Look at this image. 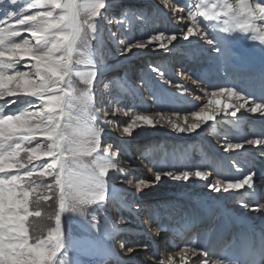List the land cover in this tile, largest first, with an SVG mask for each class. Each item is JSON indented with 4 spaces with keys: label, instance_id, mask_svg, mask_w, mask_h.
Here are the masks:
<instances>
[{
    "label": "snow or ice",
    "instance_id": "snow-or-ice-1",
    "mask_svg": "<svg viewBox=\"0 0 264 264\" xmlns=\"http://www.w3.org/2000/svg\"><path fill=\"white\" fill-rule=\"evenodd\" d=\"M17 3L18 0H0V5ZM109 3L110 0H25L19 12L29 10L28 14L14 10L0 17V264H57L64 247L63 214L72 211L83 215L85 207L106 201L107 177L114 170L123 174L120 165L125 161L113 145L104 143L103 135L109 126L119 125L111 119L102 120L103 117L119 112L128 116L130 122L121 129L126 136L142 126L154 128L163 124L177 132L192 133L210 121L218 124L226 117L236 120L241 110L264 117V0H195L183 6L174 0H160L165 9L173 11V19L177 21L184 19L179 13L187 11L192 26L183 33L184 41L199 37L211 46L217 61H239L244 57L236 45L246 40L248 49L260 63L258 74L238 83L206 85L213 89L212 98L199 111H191L195 122H190L189 115L181 116L178 110H158L154 118L135 109H113L111 100L105 106L99 88L101 85L108 88L103 77L110 45H116L120 55L154 43L167 53L179 50L173 44L178 40L175 33L158 31L147 40L135 42L120 38V29L128 22L106 15ZM113 8L123 6L113 0ZM113 24L118 26L116 30L110 27ZM25 32L32 39L23 37ZM195 43L199 46L198 41ZM152 71L158 72L164 83L171 84L163 71L155 67ZM173 86L187 91L182 85ZM224 97L226 101L221 99ZM22 99L27 103L14 110ZM173 100L171 93L161 90V103ZM179 120L183 123H178ZM38 140L43 143L32 146ZM246 145L264 148V138L226 142L224 149L241 150ZM41 160L45 162L35 163ZM162 175L187 182L192 178L209 181L213 173L200 170L155 173V182ZM255 176L253 171L239 180L213 178L207 187L212 193L238 192L252 188ZM122 183L137 191L150 186L149 181L134 182L131 178ZM49 201L50 211L41 207ZM241 207L260 212L264 203ZM30 218L34 219L29 222ZM40 221L47 226L37 231ZM208 242H212L210 237ZM197 244L194 237L176 252L182 264H189V254L200 257L191 264H218L209 258L207 249ZM127 251L131 254L136 249ZM156 261L176 264L172 255Z\"/></svg>",
    "mask_w": 264,
    "mask_h": 264
},
{
    "label": "rangeland",
    "instance_id": "rangeland-1",
    "mask_svg": "<svg viewBox=\"0 0 264 264\" xmlns=\"http://www.w3.org/2000/svg\"><path fill=\"white\" fill-rule=\"evenodd\" d=\"M175 1L182 6L185 5L186 3L187 4L195 3V0H174V2ZM129 2H134V3L132 4ZM143 2H150V3L149 5L145 6L142 4ZM158 2L159 0H122L121 2H118V4L123 6L122 9H118V8L114 9L113 4L112 5L109 4L108 8L106 9V15L113 17V19L123 18L128 22L129 25L125 24L120 29V33H119L120 38H124L126 40L133 39V42L138 41L140 39L147 40L152 35L157 34L158 31H164L166 34H170V30H168L167 32V30L165 29L166 23L165 20L162 19V16L159 15L160 12L157 15H155L158 11V8L156 7V3ZM153 4H154V9L151 11V13H149L151 9L148 11L146 10V8L149 6L150 8H153ZM24 5H25V0H18V3L16 5H10V4L0 5V17L7 15L9 11H14V10H16L18 14L21 15L28 14L29 10H25L26 12L23 13L19 12V10ZM30 11H36V10H30ZM184 14L185 16L183 20L184 22H188V23L187 25H185V27L180 28L182 33L186 31L187 27L192 26V22L189 21L187 18V11L182 13V15ZM174 15L175 14L169 16V18L170 17L172 18V22L176 21V19H173ZM137 16L142 17V19L137 20L136 19ZM110 27L113 30H116L118 26H114V27L110 26ZM153 29H155V31ZM182 33L177 34V36L178 37L182 36L183 35ZM23 37L32 39L29 36V34L26 32L23 33ZM23 37H18L17 39H21ZM200 40L201 39L199 37H196L195 39V41L198 42ZM180 44L184 48L178 50L175 54L164 52L162 49H159L157 45H151L150 46L151 50L133 49L131 52H126L124 55H120L119 53L116 52L115 50L116 45H110L109 54L105 57L104 60V63L106 65V70L103 77V82L108 84V88L105 89L103 85H101L99 88V94H102L104 96L106 103L108 100H111L113 102L112 103L113 109L119 108L123 105L122 107L124 108L123 111H131L132 109H135L138 113L149 114L152 116H155V112L158 110H163V111L173 110V108L171 107L172 102L164 103L162 106H158V104L160 101L161 90L168 91L169 90L168 88H170V86L174 87L173 85H176V83L172 79L169 80L167 74H165V79L171 81V84L164 83V80L160 79L158 72L152 71V68L155 67L160 71L164 72V68L167 67L171 68V64H172V68L171 69L169 68L170 76L172 75L176 76L175 72H177L176 70L179 69L177 67L178 58L179 59L183 58L184 60L189 59L188 58L189 51L192 48V47L184 46L183 45L184 42ZM120 47L123 46L120 45ZM145 50L148 52H144ZM143 53H144L143 57L138 59L137 56ZM178 53L183 54L182 55L183 57L177 56ZM157 54H161V55L167 54V57H162V58L159 57L156 59L154 56ZM169 54H172L170 55L171 57H168ZM149 55H153V56H149ZM166 58L173 59V63H169ZM112 92H114L115 94H113ZM199 99L202 100V103H198L199 104V106L197 107L198 111L201 107H204L208 103L206 102L207 99L204 95H201ZM26 103L27 101L25 99H22L21 101L18 102L17 106H14V110L16 107L23 108ZM155 105L157 106V108L155 107ZM180 115L182 116L183 114ZM108 117L109 116L103 117L102 120H107ZM219 121L220 120H218V122ZM222 121L225 122L222 124H220L219 122L217 124L219 125L217 131L218 134L220 135L218 139L220 144L218 147H216L217 152H221V148L227 142L226 140L232 137L234 133H236V130H234V128L232 130L227 129L225 131L226 127L224 126L226 125V123L230 124L228 122L231 121H232L231 126H233V124H236L234 123V120H232L231 118L230 119L224 118V120ZM128 122H130L129 117L128 119L123 120L122 124H118L119 127H117L116 124L110 125L109 126L110 132L106 130L103 135L104 143L113 145L114 149L121 153V159L125 161V163L122 165L131 166V169L122 166V168H124V173L122 174L117 170L111 178V182H113L116 185L123 186L122 193L107 194V199L105 202L85 207L83 209V215H81L79 212H72V211L67 212L68 217L65 216V213L63 214L62 216L63 233L64 230H67L68 228L66 217L68 218L69 221V233L67 238L68 242L66 244V248L64 249L62 254L58 257L57 264H71V263L77 264V262L80 261L83 264H116L117 258H110L108 259V261H105L103 257L101 258L99 256H95L92 254L90 250L91 246L94 245L97 246L100 244L104 246V243L99 241V239L96 238L94 234L95 227L102 225L105 220L111 218L112 220H114L118 228H133V229L142 228L141 219L139 220L137 216H135V214L133 213H128L129 215H125L124 208L121 207V205L125 206V204H123L122 202L125 203V201H129L127 199V194H133V192H136L138 194V195L136 194V197L138 196L140 200L143 198H153L154 199L153 203H156V210L159 212V214H161L162 216L167 215L170 210H173V206L165 214L164 209L159 204H157L158 200L165 199L167 197L166 196L165 198L158 197L154 193L155 192L154 174L155 173L163 174L167 172H173L174 174H177L180 173L181 171H189V169L185 165L187 162L185 161V159H183V156H179L181 155L182 150L179 149L178 147L180 143L185 142L187 140L193 141L195 138L198 139V142L196 143V145L192 147L190 153L186 151L188 152V157L194 158L196 156H203L207 153L209 154L213 152V149L212 150L210 149V151L207 152V149L212 148V145L203 147L204 145H206L205 143H207L206 142L207 140H205L201 136H194V139H191L193 136L191 137L179 136L178 133L174 131L167 124H163V126L159 125L160 127H158L157 125L154 128L149 126H142L140 128H137L136 130H134V132L130 137L141 136L144 132L150 135L141 136L140 137L142 139L141 144L137 143L136 147L134 145L133 147H129V149H127L123 145V140H121V138L124 139L123 138L124 135L122 134L121 129L123 126H126ZM243 127L244 126H242V128ZM112 129H114V131ZM236 134H238V132ZM212 136L216 137L215 134H213ZM249 137L250 136H248V139ZM220 140L222 141L220 142ZM37 142L43 143L42 140L33 141L32 146H35ZM200 151H202V153H200ZM222 151L226 152L224 148ZM130 152H132V154L135 155L133 159H135V157L136 158L139 157L140 161L143 160L144 166L145 163L147 164V166L146 167L144 166L140 167L137 165L135 166L134 163L132 162V159L130 157L128 158ZM230 153L231 152H229L228 154ZM44 162L45 160H41L35 163H44ZM178 163L180 164L178 165ZM218 169L224 171L223 167L221 168V166L220 167L218 166L216 170ZM225 172L226 170L224 171V173ZM129 178L133 179L134 182H138L141 180L149 181L150 186L147 189L137 191L135 187L128 186L125 183H122L123 180ZM171 180L173 179L169 178L166 175H162V178L160 179L159 182L161 186L163 185L165 186L167 185V183L171 184ZM194 190L197 191L196 188H194ZM158 194L161 193L158 192ZM180 196L181 194H177V198H180ZM120 200H122V202H120ZM135 205L136 203H132L126 206L128 209L130 208L135 209L136 208ZM193 207L194 206L191 205L190 209H192ZM140 215L143 216V209L142 211L140 210ZM144 215L148 216V218H146L145 216L141 217L142 221L145 220L144 226L150 227L149 224H152L153 221L155 220L154 218H156L154 215V210L146 211ZM164 217H161L160 221L154 226L157 229L156 235L160 233L159 229L161 224L168 221L165 219L166 217L165 218ZM44 234L46 235V233ZM125 238H126L125 235H119V237H114V243H113L114 251H116L117 255L124 260L126 257L131 256V254H129L127 251L128 248L139 247V244L137 243L128 245L126 243L127 241H123ZM140 238L144 239L143 236H140ZM148 243L149 241L143 242L140 244V246H142V248H148V245H150ZM163 243H165V239H163L160 246ZM160 246L158 247V250L161 248ZM142 248L138 249V251L136 250V252H139V250H142ZM159 254H160V258L164 259L162 257V253ZM136 255L139 261H142V263L140 264H149L150 261L152 260L151 259L152 255L150 253L147 255L148 259L146 257H143L144 254L137 253ZM129 260H130L129 258L126 259L125 264L129 263Z\"/></svg>",
    "mask_w": 264,
    "mask_h": 264
},
{
    "label": "bare ground",
    "instance_id": "bare-ground-1",
    "mask_svg": "<svg viewBox=\"0 0 264 264\" xmlns=\"http://www.w3.org/2000/svg\"><path fill=\"white\" fill-rule=\"evenodd\" d=\"M121 1L122 0H116L117 3L121 2ZM129 3L133 4L134 2H129ZM149 3L150 2H143L142 4L146 6V5H149ZM109 4L112 5L113 0H110ZM156 7L158 8V11L155 15H157L160 12L159 15H161L162 19L165 20V23H166L165 29L167 30V32H168V30H170V34L182 33L180 28L185 27V25H187L188 22H184V20H180V21L176 20L175 22H172V18L171 17L169 18V16L174 14L173 11L170 9H165L164 6L160 4V0L158 3H156ZM153 9H154V4H153V8H150V6L146 8V10H148V11L150 10L149 13H151V11ZM180 14L183 17L185 16V14L182 15V13H179V15ZM154 17H156V16H154ZM199 19L203 20L202 17H200ZM111 26L114 27L117 25L113 24ZM181 37L182 36H179L178 40L173 42L174 45L178 46L179 50L184 48L180 44L182 42H184V44H183L184 46L192 47L191 50L189 51V57H188L189 59L184 60L183 58L182 59L178 58V61L179 60H180V62L183 61L182 62L183 68L188 69L190 67L189 62H191V69L194 68V67H192L193 65L197 64L196 70H198L197 68L200 66V63L204 62L205 60H206L207 65L211 66L214 69H216V67L218 68V65H220V60L217 61L215 59L217 54L211 50V46L207 45L206 42L203 40H200L199 46H197V44L195 43L196 37L189 38V41H184L183 39H181ZM152 45H157V44L154 43ZM121 46H123V45H121ZM150 46L151 45H149L148 47H146L144 49H150ZM169 47H172V45H169ZM201 48L204 49V51H201L200 50ZM141 52H143V51H141ZM144 52H148V51L145 50ZM143 55H144V53L138 55L137 58L138 59L142 58ZM170 55H172V54H169L168 57H171ZM182 55L183 54H181V53L177 54V56H179V57H183ZM149 56H153V55H149ZM154 57L156 59L159 57H161V58L167 57V54H165V55L157 54ZM221 60L225 64V66H223V67L227 68V72H225V73L230 72L229 64H227V63H230L229 59H221ZM167 61L169 63H173V59L168 58ZM202 66H203V64H201L200 68H202ZM169 68L168 67L164 68V74H167L168 79L174 80L176 84L182 85L183 88L187 89V91H182V90L177 89L176 87H172V86H170V88H168L169 89L168 92L171 93L174 97V100L172 101L171 107L173 108V110L180 111V114L189 115L190 122H195L192 120L191 111H193V110L198 111L197 110V107L199 106L198 103H202V100L199 99L201 97V95H204L207 99L206 102H208V100L212 98L211 94H209L207 92L208 89L203 88L204 83H201L199 85V86H202L201 89L198 88L195 91L191 92V89L187 88V84L185 82L181 84L180 82L177 81L178 78L176 76H173V75L170 76ZM171 68H172V64H171ZM220 69H222V66L220 67ZM235 71H236V69H234V72ZM205 78H209V80H210L208 83H205V84H210L213 82V80H216L215 77H213L211 74H205ZM244 78L245 77H243L242 79H244ZM203 80L205 81V79H203ZM219 81L220 80H218L216 82V84L219 83ZM221 85H224V84H221ZM112 93L115 94L114 92H112ZM200 93H203V94H200ZM221 99L226 101V97L221 98ZM163 104L164 103H161V101H159L158 106H162ZM106 105H107V103H106ZM122 107H123V105L119 108L124 110V108H122ZM155 107L157 108L156 105H155ZM250 114L251 113H249L245 110L244 111L241 110V113L238 114L239 118L234 120V123H236V124H233V126H231V124H232V121H231V122H228L230 124L226 123V125H224L226 127L225 131L227 129L232 130L234 128V130H236V133L239 132V134L237 135L238 137H236V136L230 137V139L226 140L227 143H243V142L248 140V136H249L248 130L249 129L248 128L244 129L242 132L241 130L238 131L237 128H239L240 125L243 126V124H241V123H242V121H245V119H246L243 117V115H250ZM222 115L223 114H221V116ZM153 117L155 118V116H153ZM254 117L256 119H261L258 114L255 115ZM230 118L231 117H226V119H230ZM108 119L116 121L117 124H122L123 120L128 119V116L123 115V112H119L116 116H109ZM231 119H233V118H231ZM217 120L221 121V117H218ZM177 122L183 123L182 120H179ZM224 122L225 121H221L220 124H222ZM218 126L219 125H217L216 122L210 121V122H208V124H202L201 128L198 129L196 132L181 133V132L176 131L179 136H183V137L193 136L191 139H194V136H201L202 138L207 140L206 141L207 143H205L206 145H204L203 147L212 145L213 152H211L209 154L207 153L203 156H196L194 158L188 157V152L190 153V150L192 149V147L194 145H196V143L198 142V139L195 138L193 141L187 140V141L182 142L178 145L179 149L182 150L181 155H179V156H183V159H185V161L187 162L185 165L189 169V171L200 170V171L211 172V173H213V176L210 177L209 181H200V180H197L195 178H192V179L188 180L187 182H183V181H177V180L173 179V180H171V184L167 183V185H165V186L164 185L161 186L160 182H155V185H154L155 192L154 193L156 194V196L162 197V198H165V196L167 197L165 199L158 200L157 204H159L164 209L165 214L173 206V210H170L167 215H164L166 218L164 216H162L161 214H159V212L156 210V203H153L154 202L153 198H143L140 200L138 196L136 197V194H137L136 192H133V194H127V199L129 201H125V203H124V202H122V200H120V202L125 204V206L121 205V207L124 208L125 215H129L128 213H133V214H135V216H137V218L139 220L141 219L142 228H140V229L118 228V226L115 224L114 220H112L111 218L105 220L102 225L95 227V230H94V234H95L96 238H98L99 241L103 242L104 246H102L100 243H99L100 245L91 246L90 250H91L93 255L99 256L101 258L103 257L105 261H108V259H110V258H117L116 264H125V261L128 258L130 260H129V263H126V264H140V263H142V261H139L136 254L137 253L144 254L143 257H146L148 259L147 255L150 253L152 255V257H151L152 260L150 261L149 264H157L156 260H158L160 257V256L158 257V254H157L158 251L157 250H158L159 245L162 243L163 239L166 238L167 234H169L168 239L172 238L175 242L177 241L178 235L183 237V239L185 240L188 238L187 233L189 231H192L193 227L195 225L200 224V221L197 220L199 216L193 217L191 215V209H190L191 205L197 207L200 210V212L206 213L205 215H203V217H205L207 219V223L205 225L201 226L200 227L201 231H198V233H196L194 235V237L198 240L197 245H199L200 242L203 241V239L206 237V235L208 233H210L212 231L217 233L218 228L221 227L223 221L228 219L231 216L232 212H234V210L236 208L240 207L239 205H247L249 207L255 203L252 200V198L249 196L248 193H240V191H242V190L248 192L249 191L247 189L248 187H245L244 189H242L238 192L232 191V192H227V193H212L208 190L207 184L213 178L229 179V180L242 179V177L238 178L237 173L234 172V169L231 170L230 172L226 173V174H224L223 171L221 172L220 171L221 169L216 170L218 165L223 166V167H225V169L229 170L231 167H233L232 164H237L238 168H241L242 167L241 164L244 163L246 166H248L247 171L244 172V176H246L250 172H253L254 168L256 166H258V163L249 157L250 151L248 149V145H246V147L244 149H241V151H247L246 154H243V153H241V151L237 150L238 154L236 156H232L231 153L230 154H228V153L235 151V150L224 152V151H222L224 146L223 147L221 146L222 147L221 152H217L216 147H218L220 144L218 141V139L220 137V135L218 134V131H217ZM158 127H160V126L158 125ZM112 130L114 131V129H112ZM209 133H211V134H209ZM212 133L215 134L216 137H213ZM144 135H150V134L144 132L141 136H144ZM141 136L130 137V136L124 135L123 136L124 139L121 138V140H123V145L127 149H129V147H133L134 145L136 147L137 143L141 144V142H142V139L140 138ZM223 136H225V135H223ZM107 137H110V136H107ZM103 140H104V137H103ZM221 141L222 140H220V142ZM214 147H215V149H214ZM209 149L210 148L207 149V152H209ZM186 151H188V152H186ZM134 156L135 155L132 154V152H130L128 155V158L130 157L132 159V162L134 163V165L135 166L137 165L140 167L144 166L143 160L140 161L139 157H137V158L135 157V159H133ZM179 164L180 163H178V165ZM227 165H229V166H227ZM122 166L123 165H120V167H122ZM146 166H147V164L145 163L144 167H146ZM123 167L131 169V166H123ZM116 171L117 170L110 172L109 176L107 177V180L105 182L107 194L122 193L123 186L116 185L113 182H111V178ZM240 172L243 173L242 170ZM233 177H234V179H233ZM130 188H132V187H130ZM194 188H196L197 191H195ZM158 192H160L161 194H158ZM177 194H181L182 197L180 196V198H177ZM132 203H136V205H135L136 208L135 209H131V208L128 209L126 205L132 204ZM217 208H218V212L216 213L215 210ZM142 209H143V216H145L144 214L146 211L154 210V215L156 218H154V216H153V218L155 220L153 221L152 224H149L150 227L144 226L145 220L142 221V218H141V217H143V216H141L142 213L140 215V210L142 211ZM245 210L246 209L243 207L239 211V213L244 215ZM67 212L68 211L65 212V216L68 217ZM175 213H176V215H175ZM67 217H66V221H67L68 228H67V230H64V233H63L64 234V239H63L64 247H63L60 255L62 254V252L66 248V244L68 242L67 238H68V233H69V221H68ZM145 217L148 218V216H145ZM161 217H164L168 221L161 224L160 229H159L160 233L156 235L157 229L154 226H155V224H157L160 221ZM214 220H216V223L214 226H212V223H214ZM193 231L197 232L195 230H193ZM119 235H125L126 236V238L123 241H127L126 243L128 245L134 244V243L139 244V247H133L137 251H138V249L142 248V246H140V244L143 242L149 241L148 244H150V245L147 244L148 248H142V250H139V252H136V251L132 252L131 256L126 257L124 260V259L120 258L117 255V252L114 251V249H113L114 237H119ZM140 236H143L144 239L140 238ZM187 242L188 241H185L183 243V245L186 244ZM147 245H145V246H147ZM174 245L175 244H173L172 246L165 245L161 251L162 257L164 259H166L168 255H172L175 259L176 264H182V262L180 261V257L176 254H173V253L177 252V251H181L183 248L177 249V251H174L173 250ZM183 245H181V246H183ZM193 259H200V257L199 256L192 257L191 254H189V258H188L189 264H191V261ZM71 264H74V263H71ZM77 264H83V263L80 261V262H77Z\"/></svg>",
    "mask_w": 264,
    "mask_h": 264
},
{
    "label": "trees",
    "instance_id": "trees-1",
    "mask_svg": "<svg viewBox=\"0 0 264 264\" xmlns=\"http://www.w3.org/2000/svg\"><path fill=\"white\" fill-rule=\"evenodd\" d=\"M45 182H47V181H45ZM51 203L52 202L49 201L47 204H42L41 207L50 211L51 209L48 208V205H50ZM30 207H35V205H30ZM32 219H34V218H30L29 222H31ZM53 225H54V222H53ZM45 233H46V231H45ZM30 234H31V229H30Z\"/></svg>",
    "mask_w": 264,
    "mask_h": 264
},
{
    "label": "clouds",
    "instance_id": "clouds-1",
    "mask_svg": "<svg viewBox=\"0 0 264 264\" xmlns=\"http://www.w3.org/2000/svg\"><path fill=\"white\" fill-rule=\"evenodd\" d=\"M39 227L36 229L37 231L40 230V228H43V227H46V222L45 221H40V222H37Z\"/></svg>",
    "mask_w": 264,
    "mask_h": 264
}]
</instances>
